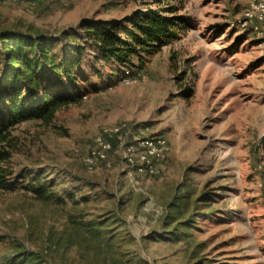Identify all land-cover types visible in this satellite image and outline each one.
<instances>
[{"label": "rangeland", "instance_id": "1", "mask_svg": "<svg viewBox=\"0 0 264 264\" xmlns=\"http://www.w3.org/2000/svg\"><path fill=\"white\" fill-rule=\"evenodd\" d=\"M251 1L0 0V29L82 33L149 8L192 25L132 56L134 84L87 44L79 100L17 125L15 169L60 200L0 189V264H264V21L240 22ZM106 126L165 136L153 171L119 148L90 167Z\"/></svg>", "mask_w": 264, "mask_h": 264}, {"label": "trees", "instance_id": "2", "mask_svg": "<svg viewBox=\"0 0 264 264\" xmlns=\"http://www.w3.org/2000/svg\"><path fill=\"white\" fill-rule=\"evenodd\" d=\"M168 11L174 13L175 7ZM190 26L186 16L149 8L122 19L84 20L82 33L0 29V189H30L44 200H60L40 178L24 183L28 170L13 165L19 147L14 130L29 120L51 124L60 108L79 100L80 81L88 80L83 71L87 44L96 48L98 59L114 61L121 74L136 75L132 56L160 51Z\"/></svg>", "mask_w": 264, "mask_h": 264}, {"label": "built area", "instance_id": "3", "mask_svg": "<svg viewBox=\"0 0 264 264\" xmlns=\"http://www.w3.org/2000/svg\"><path fill=\"white\" fill-rule=\"evenodd\" d=\"M264 21V0H252L244 11L242 26L249 23ZM120 80L126 84H134L138 81L137 75H131L129 71L120 75ZM128 137L119 126L103 127L89 147L87 163L90 167L101 163L110 165L109 155L115 148L121 150L122 157L130 167L137 171H153L154 162L167 145L163 135H150L145 132L133 133Z\"/></svg>", "mask_w": 264, "mask_h": 264}]
</instances>
